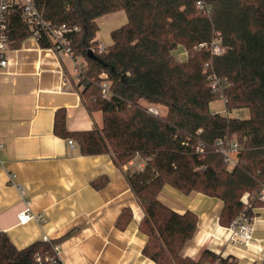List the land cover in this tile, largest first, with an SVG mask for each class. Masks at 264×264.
I'll use <instances>...</instances> for the list:
<instances>
[{
	"label": "trees",
	"instance_id": "16d2710c",
	"mask_svg": "<svg viewBox=\"0 0 264 264\" xmlns=\"http://www.w3.org/2000/svg\"><path fill=\"white\" fill-rule=\"evenodd\" d=\"M37 1L53 25L78 28L69 37L74 55L86 60L79 85L87 108L103 114L101 130L69 132L65 112L58 111L55 133L75 139L82 155H113L145 214L139 224L148 238L143 254L156 264H236L209 250L197 261L183 255L199 217L190 210L178 213L158 197L169 185L219 199L224 227L243 212L253 219L254 209L264 207L259 199L250 206L242 201L264 186V0H210V15L197 8V0ZM119 11L128 22L100 51L98 20ZM6 19L7 50L19 49L31 33L20 12ZM215 40L222 55L198 49ZM40 45L50 47L47 40ZM180 46L186 49L184 60L177 55ZM218 99H224L229 115L211 112ZM151 106L164 112L155 115ZM220 139L241 144L232 169L218 151ZM137 157L145 166L125 170ZM107 183L102 178L94 185ZM132 219L126 208L116 225L124 230ZM56 245L37 241L18 249L0 233V264H62Z\"/></svg>",
	"mask_w": 264,
	"mask_h": 264
},
{
	"label": "crops",
	"instance_id": "0c3cea01",
	"mask_svg": "<svg viewBox=\"0 0 264 264\" xmlns=\"http://www.w3.org/2000/svg\"><path fill=\"white\" fill-rule=\"evenodd\" d=\"M5 57L8 66L0 67V233L18 249L57 241L62 264H156L143 254L148 238L139 224L145 214L113 155H82L75 139L55 133L58 111L65 112L69 132L103 128L102 112L87 108L79 85L77 68L86 60L42 48L31 37L21 48L6 50ZM138 158L124 169L143 165ZM102 178L108 183L96 188ZM158 199L178 213L190 210L199 217L183 255L197 261L209 250L236 264H264V207L254 209L248 243L234 244L230 227L219 222L221 200L169 185ZM126 208L133 219L122 230L116 222ZM27 210L35 218L21 223L19 214Z\"/></svg>",
	"mask_w": 264,
	"mask_h": 264
},
{
	"label": "built area",
	"instance_id": "2783aa9c",
	"mask_svg": "<svg viewBox=\"0 0 264 264\" xmlns=\"http://www.w3.org/2000/svg\"><path fill=\"white\" fill-rule=\"evenodd\" d=\"M196 6L200 11L207 15L212 13L213 8L210 0H197ZM15 12H20L22 14L23 21L31 33L30 37L36 40L39 44L41 41L47 40L50 43V47L48 49L53 52L72 56L74 58L77 57L73 53L71 47L72 41L69 35L73 31H77L78 28H71L67 24H63L61 26L53 25L45 18L37 0H0V67L6 68L9 63L5 57V51L7 50L6 17L7 15ZM99 49L100 51H103L104 47L100 45ZM198 49H207L216 56L224 53V49L222 48L219 40H215L211 44H200ZM84 67L79 66L77 68L79 75L83 73ZM212 87L214 90H217V81L212 83ZM222 100L224 101V99ZM149 112L155 115L160 114L159 109L154 106L149 107ZM226 115H229V113L227 112ZM69 144L72 147L76 146L74 140H69ZM216 145L218 151L225 157L229 164H233L235 166L238 163V156L242 148L240 143L236 141L226 142L225 140L220 139L217 141ZM198 150L201 152L204 151L203 148H198ZM252 199L264 201V186L255 194H245L242 201L244 205L250 206L249 203ZM33 218H35V216L31 214L29 210L19 214V220L21 223H26ZM252 221L253 219L243 212L231 224V239L234 244L248 243V241L252 238ZM55 251L57 254L59 251L58 247H55Z\"/></svg>",
	"mask_w": 264,
	"mask_h": 264
},
{
	"label": "rangeland",
	"instance_id": "374dc122",
	"mask_svg": "<svg viewBox=\"0 0 264 264\" xmlns=\"http://www.w3.org/2000/svg\"><path fill=\"white\" fill-rule=\"evenodd\" d=\"M128 22V17L124 11H119L114 14H109L106 16L101 17L98 20L99 23V32H98V40L101 43L102 47L104 49L108 48L109 46L112 45V32L116 29L122 28L124 25H126ZM177 55L180 60L186 59V49L183 46H180L177 49ZM84 59L80 58V62H83ZM159 110L163 113V109L159 108ZM210 110L212 113H219L222 115L227 114V109L225 106V102L222 99H218L210 104ZM237 113H232V116H235ZM244 118H248L249 113L247 111L244 112L242 115ZM144 163L145 166V161L139 157L137 159V163ZM142 164L140 166H134L133 169H140L139 167H144ZM234 167L233 164H230V169ZM141 168V169H142Z\"/></svg>",
	"mask_w": 264,
	"mask_h": 264
}]
</instances>
